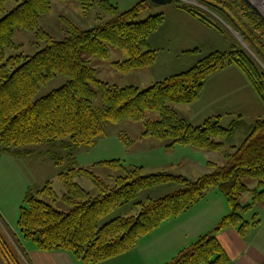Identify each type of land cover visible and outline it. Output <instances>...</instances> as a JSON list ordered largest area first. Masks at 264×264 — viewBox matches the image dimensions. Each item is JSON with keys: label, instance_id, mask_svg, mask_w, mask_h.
<instances>
[{"label": "trees", "instance_id": "1", "mask_svg": "<svg viewBox=\"0 0 264 264\" xmlns=\"http://www.w3.org/2000/svg\"><path fill=\"white\" fill-rule=\"evenodd\" d=\"M13 3L11 8L6 4ZM53 0H0V146L1 151L21 156L23 146L60 142L67 147L92 145L104 134L107 123L122 120L142 122V136L169 141L164 147L189 146L219 152L221 164L208 160L207 171L195 178L169 171L144 173L141 165H125L119 159L97 162L113 172L107 178L91 168L69 167L58 174L64 193L58 196L50 183L27 191L19 208L17 226L24 240H31L43 252L65 251L81 264H96L132 250L139 239L162 222L191 208L212 189L225 198L228 211L207 232L181 248L162 264H228L230 258L217 233L236 227L244 236L251 221L244 214L264 204V115L246 127L239 145L228 139L234 128L224 127L220 116L207 117L192 124L174 108L197 100L204 80L226 66L235 65L264 104V71L239 44L228 50H214L200 57L189 68L167 75L145 88L110 84L97 76L95 64L110 61V51L120 50L124 59L110 61L112 68L128 73L152 66L157 49L149 37L164 20L163 14L137 20L150 5L143 0L120 10L109 0H70L86 12L94 5L107 15L91 28L82 29L61 16L62 36L54 37L39 25L52 8ZM66 1V0H58ZM212 7L264 64V21L243 0H199ZM177 8L209 28L223 32L222 26L201 9L177 3ZM16 31H29L40 42L31 53H10L18 49ZM9 52V53H8ZM188 53L199 52L197 48ZM57 74L67 77L60 86L34 98L39 88ZM156 111L158 119L146 112ZM67 138V141L64 139ZM229 140V144H227ZM52 159L57 160L53 155ZM57 162V161H56ZM91 181L90 193L76 180ZM256 180L248 187L244 178ZM175 183L172 191L146 200H136L140 191ZM243 193L249 201L240 202ZM47 197L44 199L42 197ZM135 201V202H134ZM134 202L139 211L131 216H116L99 221L123 204ZM54 203L57 205H54ZM0 217V261L2 264H31L21 242L7 235Z\"/></svg>", "mask_w": 264, "mask_h": 264}, {"label": "rangeland", "instance_id": "2", "mask_svg": "<svg viewBox=\"0 0 264 264\" xmlns=\"http://www.w3.org/2000/svg\"><path fill=\"white\" fill-rule=\"evenodd\" d=\"M141 1L143 0H109V2L116 5L120 10L128 9ZM243 1L264 21V0ZM178 2L197 7L204 11L208 17L217 21L222 26L223 32L220 34L218 33L217 36L210 32V37H206L204 32L200 33L199 29V33H197L192 29L191 24L189 25L187 14L181 13L183 12L181 10L177 11ZM6 6L9 9L13 6V3L8 1ZM159 13L163 14L164 20L148 39L150 47L158 50L157 63L153 67H146L141 70L121 73L112 68L110 61L124 59L125 54L120 50H113L110 51V61H98L99 63L94 62L98 78L107 81L110 84L120 86L134 85L139 88H145L167 75L189 68L200 57L209 52L214 50H228L233 44L241 45V47L253 57L259 68L264 71V64L244 43L241 35L232 29L230 25L226 23V21L208 4L199 0H174L162 5L150 4L138 14L137 20H143L150 15ZM61 16H66L71 19L82 29L91 28L97 24L100 19L99 17L102 19L107 18V15H105V13H103L96 5L84 12L76 1L53 0L51 11L40 18L39 25L54 37L59 38L62 36ZM195 21L198 22L197 20ZM202 28L205 30V27L202 26ZM13 41L19 45V47L18 49L10 50V53H31L36 51L34 49L40 44L38 40H35L34 34L29 31H16L13 36ZM188 43H191V46L187 48H197L199 52H180L179 48L188 45ZM231 67L238 69L235 65H232ZM66 79L67 77L64 75L57 74L54 78L39 88L38 92L34 95V98L45 95L52 89L63 84ZM239 84L240 83L236 79H231L228 75L226 77H221V75H215L212 77L210 75L204 81V91L201 99L199 97L198 100L190 104H176L174 105V108L179 111L182 117L185 116L180 109L182 106H187L186 108L188 109H195L197 115L198 112L206 111L204 112V114H206L205 117L201 116L198 118V120H200L199 122H194L189 119L188 116L191 117L190 114H187L188 116L184 117L190 123L198 124L202 122L203 119L207 118V116L223 111L222 107L220 108L218 104L209 105L208 103L210 98H212L210 95L214 87L228 85L230 88L235 89ZM259 102V117H263L264 104L261 99ZM246 106L248 108L251 107L250 104ZM242 107H245V105ZM212 111L216 112L213 113ZM231 111H237V109L231 108ZM146 117L149 119H158L159 115L156 111H148L146 112ZM212 117H215V115ZM247 117L248 116H246L245 119ZM142 131V122L122 120L107 123L105 125L104 134L100 136L94 144L89 146H76L71 144L70 146L63 147L64 145L60 146L59 141H55L52 144H29L23 146V149H28L29 153L21 156L6 154L1 151L0 146V217L5 225L4 230L8 231L7 235L18 239L12 231L19 232L17 218L19 208L23 203L26 192L41 188L44 184L49 182L54 192L58 196H61L65 190L58 179V174L64 172L69 167L91 168V170L101 178H107V175H110L113 171L109 170L108 167L98 164L96 165V163L111 159H119L125 165H141L143 166L144 173L169 171L174 174L180 173L189 178H195L207 171L206 169L198 168L193 170L190 167L189 161L185 160H182L183 163L180 166H168L170 159L180 160L182 156H188L187 154H182L185 152V147L176 145L175 149L167 151L164 145L169 141H161L152 137L142 136ZM244 137L245 134H243V129L237 128L231 138V144L236 146L239 145ZM67 140V138L64 139V141ZM53 155L57 156V160L52 159ZM214 161L221 164L223 159L220 156L218 160ZM75 180L90 193L95 192V188L90 180L83 177H76ZM243 180L247 184L256 182V180L249 177H245ZM176 187L177 184L172 182L147 188L139 192L136 200L156 198L172 191ZM248 187L250 186L248 185ZM42 198L48 199L44 196ZM243 201H245L244 198L240 199V202ZM134 202H129L116 208L102 218L99 221V224H103L116 216H131L137 214L139 206ZM54 205L56 204L54 203ZM254 212H257V210L253 209L252 211H248L245 213L244 218L251 221ZM255 217L264 221V204L260 205V211H258ZM160 230L151 234L153 235L156 244L158 243L156 240L161 239V235H157V233L160 234ZM161 241L159 242L161 243ZM23 244L25 248H29L33 245V242L31 240H23ZM21 246L23 247L22 244ZM131 252L132 251H128L122 255L100 261L96 264H143L136 262L130 256ZM71 258L73 264H81L79 260L74 259L72 256Z\"/></svg>", "mask_w": 264, "mask_h": 264}, {"label": "crops", "instance_id": "3", "mask_svg": "<svg viewBox=\"0 0 264 264\" xmlns=\"http://www.w3.org/2000/svg\"><path fill=\"white\" fill-rule=\"evenodd\" d=\"M179 10L181 9L178 8L177 11ZM181 11H183L181 13L187 14L189 25L191 24L192 29L197 33H199L198 31L200 30V33L204 32L206 37H210V32L214 33L216 36L218 35L217 31L207 27L198 20V22H196V19L184 10ZM202 26L205 27V30ZM190 46L191 43H188V45L180 47L179 51L185 52L187 50H191V48H187ZM157 60L150 67H153L157 63ZM231 66L221 68L212 73L211 76L214 77L215 75H221V77H226L228 75L231 79H236L240 84L238 87H235V89L230 88L228 85H219L214 87L210 95L212 98H210V100L208 99V103L209 105L218 104L220 108L222 107L223 111H220L219 113H214L216 111H212L214 114L207 117L218 115L220 116L219 121L224 127L230 128L232 127V124H238L240 127L234 128V133L237 128H242L243 134H245L246 127L251 125L260 116V98L254 92L242 72H239L240 70L232 68ZM203 91L204 85L199 96L200 99L203 97ZM249 104L251 107L248 108L246 105ZM244 105L245 107H242ZM186 107L187 106H182L180 109L185 116L190 114L191 117L188 116V118L194 122H199V117L206 116V114H204L206 111L198 112L197 115L195 109H188ZM231 108H236L237 111H231ZM177 112L179 113V111ZM246 116L250 119H245ZM233 135L228 139L230 140ZM229 140H227V144H229ZM175 146L165 149H167V151L173 150L175 149ZM183 147H185V152L182 154H187L188 156H182L180 160L170 159L168 166H180L183 163L182 160H185L189 161L190 167L193 170H196V168L208 170L206 162L208 160H218L221 156L219 152L203 151L189 146ZM247 185H249L250 188H254L256 186V182H251ZM243 198L245 200L243 201L245 204L249 201L250 197L248 193H243L241 199ZM253 209L257 210V212L253 213L256 215L258 211H260V205L254 206L251 211ZM227 211L228 207L224 196L219 191L212 189L191 208L174 218L165 220L154 231L140 238L136 246L130 250L132 251L130 256L139 263L162 264L170 260L178 250L191 243L199 235L210 230ZM256 219L259 220L257 225L250 226L244 236L240 235L236 227L228 228L217 233L219 242L230 258V262L228 264H264V221H261L260 218ZM157 230H160V234L157 233V235H161V239L159 238L160 240H156V242H158L156 244L155 239L151 234ZM12 232L17 236L18 240L23 245L31 264H73L70 254L65 251L43 252L37 250L34 244L29 248H25L23 244L24 239L20 233L16 231ZM159 241H161V243ZM0 264H2L1 261Z\"/></svg>", "mask_w": 264, "mask_h": 264}, {"label": "water", "instance_id": "4", "mask_svg": "<svg viewBox=\"0 0 264 264\" xmlns=\"http://www.w3.org/2000/svg\"><path fill=\"white\" fill-rule=\"evenodd\" d=\"M150 4H158V5H162V4H166V3H170L174 0H148Z\"/></svg>", "mask_w": 264, "mask_h": 264}]
</instances>
